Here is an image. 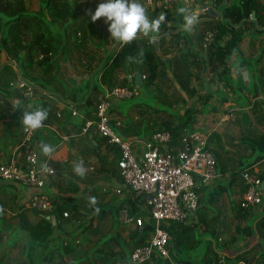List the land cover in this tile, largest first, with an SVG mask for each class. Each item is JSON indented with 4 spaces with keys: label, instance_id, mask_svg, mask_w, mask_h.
Instances as JSON below:
<instances>
[{
    "label": "trees",
    "instance_id": "16d2710c",
    "mask_svg": "<svg viewBox=\"0 0 264 264\" xmlns=\"http://www.w3.org/2000/svg\"><path fill=\"white\" fill-rule=\"evenodd\" d=\"M143 1L148 7L155 6L153 12L168 13L169 9L176 5L173 4L169 8L162 9L157 3L150 5L145 0ZM82 2L88 3L89 0H83ZM211 4L214 10L218 12V16L211 17L206 9L198 13L199 18L209 17V19L205 18L199 21L197 30L193 35L198 44L197 48L187 49L183 43L178 53L164 65L166 70L171 73L170 83L176 86L178 90L183 91L186 99L182 97L180 100L183 105V112L179 119L175 122L171 118L165 119L158 124L156 129L168 130L172 142L176 143L177 138L184 130H194L197 116L206 111L207 103L213 96L221 103L230 100L236 102L239 106L249 105L248 113L245 114L249 120L234 135L226 138L231 147L229 150H225L224 145H219V149L212 150L219 176L225 177V179L223 181L218 180L215 185H212V188L208 185H197L196 191L199 195V203L204 198L205 204L200 203V206L198 204L194 221L166 220L162 222V227L169 234L167 242L169 255L179 264H248L250 260L260 261L261 258L264 259V251H257L248 258L251 249L264 239V204L258 205L263 206L261 213L255 214L249 222L242 223L247 218L251 208H242L240 206L241 199L236 201L232 199L231 186L235 183L240 186L241 192H244L245 183L241 177V172L251 170L258 163H261L262 167L258 172V176L261 180L264 179V131L259 127L264 124V49L261 48L259 52L257 51L253 37L249 38V51L246 55L240 47V43L247 34L264 32V0H231L228 3H223L221 0H212ZM91 6H94L95 10L98 5L91 4ZM77 8L78 2L76 0L73 2L71 0H37V8H32L30 0H0V64L2 63L1 53H4L5 59L0 66V98L16 96L19 99L31 100L23 98L15 87L18 79H24L35 85L34 94L39 97L34 102L36 107L43 108L45 106L46 103L43 98L45 91L48 90L56 92L67 99L77 110H81L90 101V96L86 94L89 88L91 92L99 89L97 79L93 80L91 84L89 79L84 77L81 78L79 83L68 79L64 86L60 85V81L55 82L63 74L61 64L62 60H65L67 52L73 54L75 51L84 48L85 45L86 37L79 35V33L72 42L69 39V32L73 27L72 21L74 22L72 19L75 18L73 10ZM252 12L254 13L253 19H251ZM218 28L226 33V38L223 41H217L216 39V41H212L204 47L202 42L205 33ZM222 31L220 33H223ZM181 33V31L170 33L175 43H177L176 39L179 38L178 36ZM182 37L185 40L184 35ZM161 40H163V37L159 38L158 47ZM118 44L111 49L100 65L97 72L99 73L98 81L114 85L124 84L126 82L124 77L118 80L117 83L114 81L116 71L121 70L125 74L133 73L134 76V69L136 68L140 75H144L142 79H139V86H144L150 90V99L155 103L156 99L162 97L163 93L156 83L162 74L160 66L164 64L158 60L157 47L147 37H137L127 45ZM107 49L108 47L104 48L103 51L105 52ZM141 49L144 52L142 61L139 56ZM202 49L205 51V63L208 69L213 70L212 82H218L220 87L227 90L226 94L220 92L221 89L218 90L219 94L209 90L202 91L200 77L196 75L197 72H201L203 69V62L200 54H198V50ZM89 54L92 55L93 53L90 52ZM129 56L135 57L140 62H129L127 59ZM243 63L250 65L252 69V83L249 94L243 93L244 84L237 73L238 68ZM232 70L234 74H231ZM135 83L134 77L131 88H135ZM188 99H192L194 104L187 105L186 100ZM10 105L8 103L6 107L0 104V120L6 114L10 118L8 121L3 120L0 127V154L7 146L5 140H9L12 149L15 147L21 139L24 127L21 122L23 111L17 109L8 113ZM155 110L157 109L155 108ZM162 110L166 111V108ZM72 116L74 115L69 113V119L67 118V120L72 119ZM92 118H95L94 114ZM85 119L86 116L83 115L79 121V129ZM156 129H154L153 124L149 130L152 134ZM210 139H217L220 142L221 135L212 132ZM102 140H105V138L102 137ZM16 152L19 155L21 150ZM116 156L114 162H111V168L109 167L110 175L107 174L105 178L107 181L113 177L117 182H120L119 170L116 164L119 151ZM75 186H71L68 192L75 194L78 190ZM221 192H225L229 199L232 217L239 219L235 224L234 235L227 238L223 236L220 227V224L223 223L219 222L217 212L215 211V215L212 216L204 214V211L214 204V200ZM114 197L116 200H120L115 206L116 214H119L124 206L127 216L131 217L133 221H135L136 215L142 214L138 208L140 197H135L133 193H127L123 199H118L119 196L117 195ZM50 199L55 203V206L49 213L23 206H21L19 212L21 229L27 232L28 240L33 247L45 248L52 242H58L57 245L55 244L53 248L47 250L44 254V258L47 257L46 262L66 264L64 256L68 255L71 260L68 264H94L90 261L91 251L96 253V258L104 261L121 260L125 262V253L122 247L115 251L114 256H112L109 252L112 248L111 238L102 241L107 232L110 231L111 225L108 226L109 229L106 232L98 233L95 237V244L100 241L98 245H92L91 250L84 249L76 232V227L82 226V224L75 221L79 209L75 208L73 210L72 216L74 217L69 220L62 215V212L65 210L63 204L69 202L70 197L66 195L60 196L58 199ZM102 211H106V209H102ZM50 214H54L56 217L54 225L47 218V215ZM61 230L63 233L68 230L66 239L61 238ZM151 231L152 226L148 220L144 221L142 227L135 225L129 235V242L131 243L129 247L127 245L129 252L137 245L142 244ZM203 233L210 236V239H203ZM252 235H257L259 239L251 247L236 251L234 254L224 253L222 255L220 253L222 249L225 252L226 247L224 246L227 243ZM211 238L215 240L214 245ZM210 246L214 250H212L214 252L213 258L207 256ZM194 248H197L196 254L190 251ZM179 252L183 255H179ZM162 261L168 263L163 259H154L153 263H162Z\"/></svg>",
    "mask_w": 264,
    "mask_h": 264
},
{
    "label": "crops",
    "instance_id": "0c3cea01",
    "mask_svg": "<svg viewBox=\"0 0 264 264\" xmlns=\"http://www.w3.org/2000/svg\"><path fill=\"white\" fill-rule=\"evenodd\" d=\"M73 1L74 0H71V2ZM76 1H79V4L81 3V0ZM196 1L201 7V3H204L206 6L212 7V0ZM221 1L223 3H228L231 0ZM94 2L98 5L99 3H102L103 0H95ZM139 2L142 3L146 8L149 19L157 18L158 15L161 13L160 11L153 12L155 6L148 7V5H146L143 0H139ZM180 7L181 6L179 5H173L169 9L170 11L166 13V21L162 24L161 33L159 34V37L155 43V47H157L156 55L158 57V60L164 63L163 66H160V72L162 74L159 80L157 79L156 82L160 91L163 92L162 97H159L158 100L161 102L163 101L162 103L167 106L166 109H168V106L171 104V106L169 107L173 110L175 115L170 117V115L168 114V118L166 119L172 118L173 120L174 117L178 114V109L173 108V106L175 105V101H170V99L166 95V89L170 88L173 91L175 98H177V102H179L180 106L182 105V103L180 102L181 98L183 97L184 99H186V96L183 91L178 90L177 87L171 84L170 82H168V84L166 85V80L163 79L166 74L163 72L166 71L169 73L170 71L166 70L164 65L169 59H171L175 54L178 53L183 43L186 45L185 48L187 49L197 48L198 46L193 36L195 31L197 30L198 24L195 26V30L192 34L185 33L182 30V16L177 13V9ZM190 9H192L196 13H199L198 8H195V6L191 7ZM73 11L75 14V18H73L72 20H78V23L76 25L73 24L71 32L73 31L74 33V30H76V33L80 32L79 35L83 37L85 36V45L84 48L80 49L77 52L75 51L73 55H69L68 53L65 55V60H62L61 67L64 65L66 66L65 69H63L62 67V73L63 76L67 78V80L72 79L75 83H79L82 77H84L85 79H89L90 84L93 80L97 79L99 89L93 90L91 92L89 88L86 95L90 96V101L86 105H84L81 110L75 109L77 113L76 115L72 116L73 118L70 120H67V118L69 119L70 113V110L67 108V104L69 103V101L56 92L50 90L45 91L43 100H45L46 104L43 108L48 110V119L44 122V126L42 128L33 131L32 144L34 148H36V151L38 153V164L40 165L42 161H46L50 166H52L56 171V180L54 182H51L46 179V182L42 187L33 188L23 186L16 181H8L0 178V208L3 209V211L0 212V264H53L52 262H46L47 257L44 258V254L47 250L53 248L55 244L57 245L58 242H52L45 248L33 247L28 240L27 232L21 229V217L19 213L21 211V206H23V202L35 192H42L52 199H58L60 198V196L66 195L70 197L69 202L63 204L65 210L69 213L68 217L66 218H68L69 220L72 219L74 217L72 216L73 210L75 208L79 209V212L76 213L75 221L78 224H82V226L76 227V232L78 238L81 239L84 249L88 248L89 250H91L92 245H98L100 241L98 242V244H95V237L98 235V233L102 234L106 232L107 229H109L108 226L111 225L110 231L107 232L106 236H104V238L102 239L103 241L107 238H111L112 248L109 252H111L112 256H114V252L119 250L120 247H122L125 253V259L127 258L129 253V248H127V245L129 247V244H131L129 242V235L131 234V230L135 227V224L133 227H128L129 222L124 218V212L127 216L126 209L124 208L125 206L122 208L119 214H116L115 206H117L120 200H116L114 197L117 195L119 196L118 199H123L126 194L120 195L114 192L113 188L118 182L113 177L108 181L105 179L107 174L110 175L109 167L111 168V162H114V159L117 157L116 155L119 150L117 151L118 148L116 145H111L107 141L102 140L101 136L91 133L81 134V127L79 129V121L81 120L83 115L86 116V119H93L92 115L95 111V104L99 92L102 91L105 86L109 87L111 85H114L98 81L99 73H97L103 60L110 53L111 48L109 44L112 47V41H114V39H111V36L109 37L108 35V24L105 23L104 17H101L95 22H93L91 20V15L94 13L88 10H82L81 8L78 11H75V9ZM79 17L84 18L85 23H82L84 20H80ZM205 18L209 19V17H203L199 18V21ZM249 29L251 30V28ZM176 31L182 32L178 36L179 38L176 39L177 43H175L170 34ZM220 31L221 28H218L217 32L219 33V36L217 37V41H223L226 38V33L223 31V33H220ZM182 35H184L186 42ZM161 37H163V40L160 41V45L158 47L159 38ZM250 37H253L258 52L259 50H261V48L264 49V32H252L250 34H247L244 38L248 39L247 48H249L248 43ZM107 47L108 49L104 52L103 49ZM240 47L242 50H244V55H246L248 52V50H246V47L241 45V43ZM90 52H92L93 54L90 55ZM198 54H200V58L202 59L203 69L201 72H197L196 75L200 77V83L202 84V87L204 85L206 88H209L206 90L213 91L217 94H219L220 92L226 94L227 90L220 87V84L218 82L214 83L218 85L217 88L212 89L208 87L209 84L212 83L213 70H209L207 64L205 63L206 55L204 49L198 50ZM4 60V53H1V62L3 63ZM68 66L72 67L73 74L79 78L75 76H72V78L69 77V73L66 70L68 69ZM64 70L66 71L64 72ZM237 73L239 74L243 84L245 85L243 93L249 94L252 83V69L250 65L243 63L238 68ZM231 74H234L233 70ZM125 75L126 74L123 71L117 70L115 73L114 81L117 83V81L123 78ZM170 77L171 75L169 73L168 80ZM137 85L139 86V80H136L135 86L138 87ZM165 86L168 87L165 89ZM219 89H221V91L218 93ZM203 90L205 89L202 88V91ZM245 90H247V92ZM38 99L39 97L36 94L35 97L31 100L19 99L16 96H12L11 98H0V104L5 105L6 107L8 103L11 104L8 112L10 113L13 110H17L13 108L16 101L19 100L25 110L32 111L35 110L36 106H34V102H36ZM189 101L190 100H186L187 105H191V101ZM28 105H32V107L28 108ZM118 107L119 102L114 101L108 109L110 122L113 124L114 121H120L119 126H113L114 131L119 135L127 138L147 139L151 134V130H149L150 128L147 126L145 128V133L143 135H140L142 128H137V126L131 120H128L127 122L123 118V115ZM248 108L249 105L239 106L238 104H236V102L230 100L221 103L215 98V96H213V98H211L207 103L206 111L197 116L194 130H198L206 136V144L208 145L207 147H209L210 149L212 145H214V147L212 148H215V150H217L219 149V145H222L224 143L225 147L226 142L228 143L226 138H228L230 135H234L238 131V129L243 124H245L247 120H249V118L245 116V114L248 113ZM21 111L23 110L21 109ZM134 111L136 110L134 109ZM229 111H231V113ZM164 113L165 112L161 113L163 117H165ZM4 117L6 118L8 117V115L6 114V116ZM179 117L180 115H178L177 119L174 121H177ZM5 118L0 120V127L2 126V121L5 120ZM152 118L154 121H156V123H154V129H156L160 122L165 120H158L157 115L154 114H152ZM204 118L218 119L214 122L213 127L209 129V127H205L202 123V120ZM9 119L10 118L8 117V119L5 121H8ZM221 119L224 120L221 121ZM229 119L230 121L228 123H234L238 125V128L235 132L231 133L226 129H224L223 132L217 130V128L224 125V121H228ZM259 127H264V124ZM213 131L221 135L220 142H218L217 145H215V141L217 139H210V134ZM41 142L48 143L54 147L55 152L51 157H44L40 154L39 145ZM5 143L8 147L5 146V150L1 151L2 153L0 154V163L12 159L21 162V154L18 155V153L13 151L9 140H5ZM136 148H138V146ZM81 159L84 162V167L87 169L85 176L82 178L76 175L73 171L74 162L79 161ZM256 168L257 170L258 168L260 170L262 168L261 163L256 164ZM218 178H220V176ZM223 180L224 178H222V181ZM217 181L218 179L216 180V182ZM74 185H76L75 187H77L78 190L75 194H72L68 192V189ZM104 186L110 187V189H105ZM208 186L212 187V185ZM233 192L237 193L238 199L240 200L243 194V192H241L240 186H235L233 184L231 188V193L233 194ZM89 197L96 198L97 204L95 206L89 205ZM231 197L233 199V196ZM226 198L229 201L227 196ZM93 207L99 208L98 214L94 213ZM138 208L140 210L142 208L140 206V203L138 205ZM262 208L263 206H256L251 208V211L247 215V218L242 223L245 224L249 222L255 214L261 213ZM102 209H106V211H102ZM208 210H211L210 207L204 211V214L207 216L209 215ZM96 228H98L97 231ZM67 231L68 230H66V233H63V231L60 233L62 239H66L68 237ZM53 235L55 236V234ZM202 238L210 239V236L205 235L203 233ZM211 239L214 245L215 240L214 238ZM258 239L259 238L257 235H252L239 240H235L232 243H227L226 246H224L226 247V250L224 249L225 252H223L222 249L220 253H222V255L224 253L234 254L236 251L244 250L248 247H251V245L255 244ZM196 250L197 248H194L190 251L196 254ZM257 251H264V239L261 241V243L257 244L251 249L248 258L251 257V255H253V253H256ZM96 256V253H94V251H91L90 261H92V263L94 264H127L126 260L125 262L121 260H113L111 262L110 260L104 261L103 259L96 258ZM64 260L66 264L71 262L68 255L64 256ZM155 264L162 263L156 262ZM248 264H264V259L261 258L260 261L251 260V263L249 261Z\"/></svg>",
    "mask_w": 264,
    "mask_h": 264
},
{
    "label": "built area",
    "instance_id": "2783aa9c",
    "mask_svg": "<svg viewBox=\"0 0 264 264\" xmlns=\"http://www.w3.org/2000/svg\"><path fill=\"white\" fill-rule=\"evenodd\" d=\"M147 4L157 3L162 9L176 4L181 7H197L199 12L205 7L198 5L196 0H145ZM218 32L207 31L202 45L216 41ZM144 75H140L142 79ZM124 84L107 86L97 95L94 119H85L81 126V134H97L109 143L116 145L119 157L116 161L119 170L120 182L114 186L116 194L133 193L140 197L142 214L135 216L134 224L142 227L145 220L152 226V231L147 235L142 244L137 245L128 253L127 264L153 263L154 259H163L168 264H179L172 259L167 249L169 234L162 227V222L173 220L177 222H192L199 204L197 185H210L219 177L216 159L212 150L206 147V136L198 131L184 130L176 143L172 142L171 134L166 129H156L149 138H127L119 135L113 126H119L120 121L112 124L108 109L112 101L132 96L135 91L131 88L133 73L124 76ZM20 95L25 99H32L35 85L24 79L15 83ZM71 115L77 112L71 103L67 104ZM224 119H221V121ZM32 130L22 129L19 142L13 148L16 152L21 150L22 160H8L0 163V178L16 181L23 186L40 188L48 179L56 180V171L42 172L38 164V153L31 144ZM142 144L143 151L138 159L137 144ZM17 153V152H16ZM245 183V191L240 200L242 208H252L264 204V191L261 188V179L258 170L241 172ZM145 195L146 198L141 197ZM26 208H34L49 213L55 203L44 193L35 192L23 202ZM64 217L68 211L62 212ZM125 220H133L127 217Z\"/></svg>",
    "mask_w": 264,
    "mask_h": 264
},
{
    "label": "clouds",
    "instance_id": "9594fccd",
    "mask_svg": "<svg viewBox=\"0 0 264 264\" xmlns=\"http://www.w3.org/2000/svg\"><path fill=\"white\" fill-rule=\"evenodd\" d=\"M203 7V6H202ZM177 13L182 16V30L187 34H192L195 26L199 23V15L189 7H180ZM167 14L161 12L157 18L149 19L147 10L139 0H103L91 15V20L95 22L97 19L104 17L105 23L108 24L107 31L110 33L111 39L116 40L121 45L130 44L138 36L147 37L152 41H156L161 33V26L166 21ZM139 56L141 61L144 52L141 49ZM129 62H140L135 57L129 56ZM32 105H28L31 108ZM13 109H22L21 122L26 130H37L44 126V122L48 119V110L37 106L35 110L28 111L23 108L20 101L17 100ZM40 154L44 157H51L55 152L52 145L41 142L39 145ZM42 172L53 171L46 161H42L39 165ZM73 171L81 178L85 176L87 169L84 167L83 160L74 162ZM90 206H95L97 200L95 197H89ZM3 209L0 208V212ZM94 213H99V208L93 207Z\"/></svg>",
    "mask_w": 264,
    "mask_h": 264
},
{
    "label": "rangeland",
    "instance_id": "374dc122",
    "mask_svg": "<svg viewBox=\"0 0 264 264\" xmlns=\"http://www.w3.org/2000/svg\"><path fill=\"white\" fill-rule=\"evenodd\" d=\"M32 2V8H37V0H30ZM83 0H81V3L79 4L78 3V8L75 10V11H78L80 10V8L82 10H88L92 13L95 12L94 10V6H91V4H95V0H89L88 3H85V2H82ZM87 1V0H86ZM79 2V1H78ZM151 7V6H150ZM153 7V6H152ZM193 7V6H192ZM194 9V8H193ZM80 18V17H79ZM103 18V17H102ZM80 20H84L82 23H85V19L84 18H80ZM78 23V20L76 21H72V24L76 25ZM73 26V25H72ZM81 31V30H80ZM217 31V30H216ZM222 31V30H221ZM78 32V31H77ZM80 33V32H79ZM108 35L110 37V33L108 32ZM78 36L77 33H76V30H74V33L73 31L72 32H69V39H70V42L73 41V39ZM247 41L248 39H243L242 42H241V45H243L244 47H246V50L249 51V48H247ZM113 44H112V47L111 45L109 44L110 48L112 49L114 46L116 45H119L116 40L112 41ZM108 46V47H109ZM244 52V50H243ZM69 55H73L71 52H67ZM65 66H62L63 69H65ZM62 67H61V71H62ZM68 69L67 72L69 73V77L72 78V76H75L77 77L76 75L73 74V69L72 67L68 66L67 67ZM64 70V72L66 71ZM163 73L166 74L165 77H163L164 80H166V85L168 84V82H170L168 80V77H169V73L164 71ZM171 75V73H170ZM79 78V77H77ZM60 81V85L62 84V86L66 85L67 83V78H65L62 74V76H60V78H58V80H56L55 82H59ZM138 86V85H137ZM245 86V85H244ZM168 86H165V89L167 88ZM210 88H217L218 85L214 84V82H212L211 84H209ZM203 89H209V88H206L204 85L202 87ZM167 90V92H166ZM165 92H166V95L167 97L170 99V101H175V105L173 106L174 109H178V114L174 117V120L177 119L178 115H181L182 112H183V105L180 106L179 102H177V98H175V95L173 93V91L169 88V89H166ZM134 91L135 93L128 97V98H124V99H115L112 101V103L114 101H118L119 102V109L123 115V118L128 122V120H131L132 122H134V124L137 126V128H142L141 129V134L140 135H143L145 133V128L148 126L149 128L154 124L156 123V121L153 120L152 118V114L154 115H157L158 117V120H161V119H166L168 118V114L171 115V116H174L175 113L173 112V110L168 106V109H166V111H163L162 109L164 108H167V106H165L161 101H159L158 99H156V102H152V99H150V90L144 86H138L134 88ZM247 92V90H245ZM190 100L189 102L191 104H194V102L192 101V99H188ZM155 108L157 110H155ZM134 109L136 111H134ZM129 111V112H128ZM9 112V111H8ZM162 112H165V117H163V115H161ZM212 112V111H211ZM231 113V111H229ZM170 116V117H171ZM5 118V117H4ZM8 119V117H6ZM5 118V120H7ZM218 118H213V119H203L202 120V123L205 127H209V129L211 127H213L214 125V122L217 120ZM171 120H173L171 118ZM173 120V121H174ZM230 121V119L228 121H224L223 124L221 127L217 128V130L223 132L224 129L230 131L231 133L232 132H235L238 128V125L237 124H234V123H228ZM175 122V121H174ZM261 130L264 131V127H260ZM214 132V131H213ZM210 142V140H209ZM218 140L215 141V145L218 144ZM212 143V142H211ZM213 144V143H212ZM222 145H225L222 144ZM138 148H137V155L136 157L139 159L141 154H142V151H143V147H142V144H137ZM211 146V145H210ZM212 147H214V145H212ZM211 147L210 150H215V148L213 149ZM231 147L229 145V143L226 142V146L224 147L225 150H229ZM256 168V166H254ZM257 169V168H256ZM258 172H259V168H258ZM222 178L225 179V177H221L220 178H217L218 180H221L222 181ZM216 179V180H217ZM216 180L213 181L211 185L215 184L216 183ZM235 186H238L236 185L235 183H233ZM105 189H110V187H107V186H104ZM212 188V187H210ZM232 188V186H231ZM236 188V187H235ZM234 189V188H233ZM95 191V190H93ZM231 196H233V200H239L238 199V196H237V193H234L233 194L231 193ZM203 200L200 201V203L203 205V203L205 204L204 202V198H202ZM141 206V205H140ZM142 207V206H141ZM210 209L211 210H208V213L210 216L212 215H215V213L217 212V216H218V219H219V222H222L223 224H220V227H221V230L223 231V236L225 238L227 237H231L232 235H234L235 233V224L238 222L239 219H234L231 215H232V209L230 207V204H229V201L227 200L226 198V193L225 192H221L220 194H218L217 198L214 200V204H212L210 206ZM216 211V212H215ZM260 215V214H258ZM68 217V216H67ZM129 222V225L128 227H133L134 226V222L133 220H128ZM131 225V226H130ZM212 246H210L208 248V251H207V256L209 258H213L214 256V250L213 248L211 249ZM231 247V246H230ZM213 250V251H212ZM181 255L182 253L179 252ZM178 254V253H177ZM187 254V253H185ZM183 255V254H182ZM250 263H251V260H250ZM162 264H168V263H164V261H162Z\"/></svg>",
    "mask_w": 264,
    "mask_h": 264
},
{
    "label": "water",
    "instance_id": "95a60500",
    "mask_svg": "<svg viewBox=\"0 0 264 264\" xmlns=\"http://www.w3.org/2000/svg\"><path fill=\"white\" fill-rule=\"evenodd\" d=\"M201 5L206 8V11L208 12V14L211 17H217L218 16V13L211 6H206L204 3H201ZM253 18H254V13L252 12L251 19H253ZM153 43L155 45L156 41H153ZM134 73H135V75H134L135 80H139L140 79V73L137 71L136 68L134 69ZM261 188L264 189V179L261 181ZM141 198L145 199L146 196L143 195ZM47 218L51 221L52 225H54L55 220H56L55 215L54 214L47 215Z\"/></svg>",
    "mask_w": 264,
    "mask_h": 264
}]
</instances>
